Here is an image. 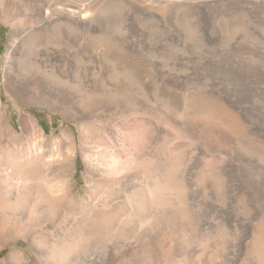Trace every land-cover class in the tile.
Wrapping results in <instances>:
<instances>
[{
    "label": "rangeland",
    "instance_id": "rangeland-1",
    "mask_svg": "<svg viewBox=\"0 0 264 264\" xmlns=\"http://www.w3.org/2000/svg\"><path fill=\"white\" fill-rule=\"evenodd\" d=\"M53 1L71 6L69 11L97 5L95 27L78 31L66 23L38 32L23 13L27 0H0V161L9 170L44 157L69 169L65 177L50 172V182L36 179V192L46 202L37 208L43 227L38 246L18 235L0 247V264H264V213L236 205L240 213L210 210L228 197L221 164L241 166L264 198V18L253 9L264 0H250L246 7L214 2L202 18L190 0ZM13 23L17 63L21 48L35 41L38 49L50 51L21 57L25 62L41 66L38 55L45 52L64 57L70 88L100 99L124 94L132 107L127 114L147 109L155 170L132 186L155 184V177L162 192L141 213H129L125 225L101 220L103 213H72L75 222L62 214L71 203L66 191L90 194L84 189L78 119L96 105L103 125L115 115L94 98L80 103L72 90L41 84L36 74L16 77L17 67L5 61ZM47 97L61 98L65 108ZM27 119L36 121L44 138L30 126L20 130ZM61 131L74 140L60 145ZM115 194L112 189L107 196ZM100 196L101 202L104 193ZM1 224L10 226L2 213Z\"/></svg>",
    "mask_w": 264,
    "mask_h": 264
},
{
    "label": "bare ground",
    "instance_id": "bare-ground-1",
    "mask_svg": "<svg viewBox=\"0 0 264 264\" xmlns=\"http://www.w3.org/2000/svg\"><path fill=\"white\" fill-rule=\"evenodd\" d=\"M11 1L16 4L20 0ZM94 1L96 2L97 0ZM190 1L199 11L200 18L206 15L209 5L214 2H233L245 7L250 4V0ZM27 3L29 5L26 4V10L23 13L25 16L29 14L30 19L28 18V20L39 26L38 32L45 30L51 33L54 32V29L60 28L61 25L66 23L71 24L78 31H86L93 29L97 22V5L96 7L77 5L75 10L69 11L68 8L71 6L53 0H27ZM134 3L142 11L148 12V9L143 4ZM253 9L264 18L263 3L258 6L256 4ZM11 28L10 44L5 61L6 66L13 64L17 67L16 77L19 78L20 74H23L28 80L29 77H32L31 75L36 74L43 85L49 84L62 90H72L80 98V103L84 98H94L87 96L77 86L70 88L66 80L68 76L64 57H58L48 52L39 53L40 57L38 55V59L42 67L31 65L22 60L21 57H27L35 51L36 53L38 51H50L48 47L38 49L35 41L29 42L26 45L27 49H25L26 47L21 48V57L17 63L14 57L15 51H17L15 39L16 24H11ZM124 96V94L115 93L113 96L103 99L94 98L96 102L99 101L103 104L105 111L115 115L113 122L103 125L97 121L94 114L97 105L90 111L88 109L89 113L87 116L84 115L78 119L79 141L85 160L83 177L86 186H84V189L89 191L90 194L89 196L87 194L79 196L73 194L71 190L66 191L65 195L70 196L71 203H68V207L64 206L63 211L65 213L62 214L70 216L73 222H75L76 217L72 213H103L101 214L103 218H100L101 220H106V222L115 220L121 226L129 219V213H141L147 200L156 199L158 202L157 198L162 192L157 186H160L159 178L156 179L154 177L155 184L148 185L147 183L143 185V182H140L137 187L132 186L136 181L144 179L145 176H150L155 169L151 167L154 160L149 156L148 152L150 135L147 109L140 106L137 110L134 108L137 111L136 115H132L134 112L132 114L125 113L132 110V107ZM60 99L47 97L48 102L59 108L61 106L65 108V102ZM66 108H68V112L71 115L73 110L75 115V108L69 105ZM25 121L23 120L22 126H20L22 132L25 126H30L41 138H44L42 130L35 123L36 121L34 122L30 119H27V122ZM74 138L71 132L61 131L59 136L60 145L65 142L69 144ZM90 144H92V148L89 149L88 146ZM161 145L163 146V142ZM219 171L225 178V190L228 197L224 203L212 204L213 207H210L211 213H240L235 210V205L243 208L248 207V213H255L254 209L259 210V213H264V198L261 196L262 192L259 184L254 178L248 177L241 166L232 165L231 163L227 165L221 164ZM2 172L4 176L0 178V201L4 208H0V218L2 213L10 226L5 225L3 229L2 224L0 226V247H3L7 242H12L18 235L24 236L32 245L38 246L43 227L38 222L37 208L46 202L43 194H37L35 181L38 177H47L48 182L53 181L52 177L50 178L49 176L50 172L56 176L65 177L69 172L68 166L64 162H59L54 166L50 159L46 160L41 157L37 163L33 164L27 161L26 164L11 166L9 170L5 169L0 161V175ZM131 188L133 191L129 193ZM112 189L116 190L113 198L107 196ZM100 193H104L101 202L96 199V195L100 196ZM192 198L195 200L194 196ZM95 199L96 203H94ZM99 199H101V196ZM25 203H28L29 207L25 208ZM197 205L206 207L205 203H198ZM77 208H80V212L77 211ZM119 213L124 214L118 216ZM225 218L227 217L223 216V219ZM20 223H24L23 230L16 228V225ZM171 249V246H168V254ZM15 254V251L9 253V259Z\"/></svg>",
    "mask_w": 264,
    "mask_h": 264
}]
</instances>
